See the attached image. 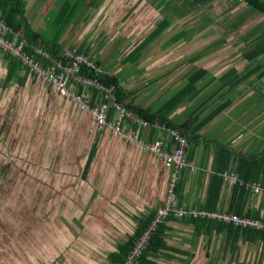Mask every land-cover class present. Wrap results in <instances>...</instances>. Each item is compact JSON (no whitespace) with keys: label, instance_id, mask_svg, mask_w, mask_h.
<instances>
[{"label":"rangeland","instance_id":"1","mask_svg":"<svg viewBox=\"0 0 264 264\" xmlns=\"http://www.w3.org/2000/svg\"><path fill=\"white\" fill-rule=\"evenodd\" d=\"M227 4L222 0L198 4H192L191 0H98L86 21L82 17L86 12L76 13V25L71 29L73 37H62L59 43L63 53L71 47L76 53L78 49L90 48L91 58H97L109 76L117 75L125 92L133 94L140 105L155 109L185 84L195 65L207 68L216 76L229 67L240 72L249 69V63L241 55L250 44L251 39L246 36L253 32L250 29L255 24L264 22V16L248 19V12L243 10L226 12L223 7ZM83 5L87 10L88 4ZM164 16L170 19V24L151 37L138 53L137 46ZM236 16L242 17L239 25L236 20L241 18ZM58 26L46 24L41 30L54 35ZM182 29L187 34L171 41ZM48 32L42 33L45 39L52 38ZM197 52L207 54L191 63L189 57ZM255 77L249 76L228 94L222 89L209 96L217 82L201 91L198 96L203 107L212 108L231 95L237 98L227 106L229 112L220 123L213 125L209 120L203 125V138L231 134L225 142L235 154L249 144L256 151L250 156L264 154V142L253 137L255 133L264 135V76L260 81ZM2 82L0 264H105L107 252L133 226H128L129 220L119 213V201L115 210L110 208L116 199L98 193L103 190L99 185L100 190L92 193L81 177L85 152L80 149L74 132L79 125L77 111L43 87H38L36 93L27 91L26 86L6 91ZM208 112H202L200 119ZM256 127L258 130L251 132ZM108 209L117 218L113 220ZM76 216L77 221L70 220ZM68 226L77 230L72 237ZM104 226L110 233H105ZM214 245L211 254L217 251L219 242ZM224 256L235 259L227 263L222 258L214 264H255L258 260L264 264V244L245 242L236 254L227 252ZM205 261L197 259L195 264Z\"/></svg>","mask_w":264,"mask_h":264},{"label":"crops","instance_id":"2","mask_svg":"<svg viewBox=\"0 0 264 264\" xmlns=\"http://www.w3.org/2000/svg\"><path fill=\"white\" fill-rule=\"evenodd\" d=\"M22 1L24 4L23 15L25 16L26 21L29 23L33 31H36L37 33L41 34L46 31L48 32V30L41 29L46 27L47 18L51 15L53 10L55 9L56 4L59 3V0ZM222 1L228 3L227 6L223 7V9H226V12H232L233 9H238L239 11L244 10L245 3L243 0ZM238 12L236 14H238ZM47 15L49 16L47 17ZM0 22L3 21L0 19ZM73 32L74 31L72 30H65L63 38H69L70 36L73 37ZM13 34L18 40H23L24 42H26V38L24 37L21 30L16 32L14 31ZM28 47H30V45ZM28 47L26 49L27 52ZM88 49V51H90V48ZM29 53L31 54L32 52ZM6 54L7 53L0 49V70L4 69V76L0 80L1 82L3 81L2 83H4V80L7 75L8 64L11 61V58ZM86 58L90 59L94 64L95 59H97H92L91 56H86ZM97 66L103 71L102 73L93 72V74H91L90 76L84 74L83 72L79 74L82 77H86L90 80H93L94 82L96 81L99 85H105V81L103 79H99H101L100 75L103 74L109 76L107 74L108 72L99 64ZM213 76L218 77L220 75L216 76L215 74H213ZM24 81L25 82H21L18 78V75H16L15 73L13 79L11 80V83L8 86H3L5 88L4 90L9 91V88L13 89L26 86L25 88L27 91L35 90L34 92L36 93V89L38 87H43L44 89L50 90L51 93H56L58 96H60V98H62L63 101H66L69 105L74 106L75 110L77 111V122L79 123V125L74 128V132H77L80 149H84L85 152L83 167L89 154L90 147L95 144V150L91 156L88 169L86 172L83 173L82 167L81 177L86 180L88 188L91 189L92 193H94L95 190H100L99 188H97V186L99 185L100 187H103V190H100V192L98 193L110 194V196H112L111 199H116L115 203L110 208L113 207L115 210L119 201L120 208H117L121 210L119 213L123 218H127V220H129L127 222L128 226H133V230L125 232L127 233V235H125V238L119 241L118 243L125 241L128 236L134 231L139 218L146 217L150 214H154V218L158 208L164 206L168 202L173 204L174 206L184 207L186 209L233 213L227 211L228 202L232 194V185H229L224 180L220 187L219 198L217 201V209L206 210L197 208V206L203 204L206 196L209 178L213 173V158L216 147L218 145L226 146L228 142L225 141L233 135H214L212 139H209L211 136L209 135L205 139L203 138L204 130L202 128L201 130H199L200 136L197 138V140L193 139V141H188L187 139L184 158L186 161L191 162L195 166V170H180L177 174L178 179L175 182L172 192H168L169 182L171 179V171L173 168L166 167L160 158L144 150H141L133 142L127 141L121 138L120 136L114 135L109 129L91 130L89 128V122L91 118L90 114L80 108V106L71 97L61 96L50 83L44 81L41 78L34 79L32 75L29 74H27L26 79ZM105 86L109 87V90L111 89L110 93H112V96H114L112 91L113 84ZM105 86H103V88L99 91L96 89V85H92L89 87L90 93L88 94V98L91 107L97 106L101 103H107L109 105V109L112 108L109 104L111 99L105 97ZM73 87L74 86L71 85V90L73 89ZM90 88L96 89L98 93L94 96L93 94H91ZM73 91L75 94H80L81 88H74ZM97 96H103L105 100H101ZM112 98L114 100H118L115 96ZM130 98L132 97L128 95L126 100H123V102L129 103ZM199 98L200 96L193 99L194 101L192 100L187 103L180 104V106L176 107L168 115V121L171 122L173 125H178L182 123L188 115H190L192 112H195L196 110V114H198V116H201L202 112H205V108L203 109V107L199 108L196 106L199 103ZM232 100L233 101L230 104H233L234 101H237V98H234L233 96ZM118 101L123 103L120 100ZM133 104L138 105L139 108L150 107V105H140V103L136 102L135 100ZM126 108L128 114L126 116H123L120 121L122 130L128 132L136 130L139 133L140 139L146 142H153L155 140L162 139L166 142L169 151L175 148L176 141L170 136V129H177L176 127L164 126L163 124H160L158 122L150 123L143 117L136 114L134 110L129 109L127 106ZM151 109L154 110V108ZM228 112V107H226L219 114H217L211 120L213 125L220 123L219 121H221ZM111 118H115L116 120L118 119L115 110L112 111ZM256 130H258L257 127L252 128L251 132H256ZM181 134H183L187 138V134L185 135L182 132ZM217 137L222 138L219 139ZM253 137H258L262 140V142H264V135L260 136L258 133H255ZM233 140L234 138H232L231 141ZM261 145L263 146V143H261L260 146ZM242 152L246 155L256 153L254 147L250 146V144L248 146L245 145V147L242 149L240 148V152H238V154H242ZM232 171L235 172L234 170ZM244 205V209L246 210H262L264 207V194L262 193V195H259L256 193L249 192L247 198L245 199ZM108 210L110 214L113 213L112 210ZM90 211H92V208L90 209ZM111 216L113 220L117 218L113 214H111ZM78 219L79 218H77L76 216L75 219L70 220L77 221ZM188 220L189 218H178L175 216H169L165 220L159 222H163V226L165 227L164 240L166 245L168 246V249L162 250L160 254L152 257L154 258L156 264H195L197 259L206 260L204 264H214L215 260L221 261L223 260L222 258H224L223 261H226L227 263L228 261L233 260L234 257L229 259L228 257L224 256V254L227 252H229L230 254H236L237 251L240 250V246L243 243L240 239L238 240V250L234 253H231L230 242L227 241V234L225 231L217 230L215 226L213 228L211 227V229H208L206 225H203L206 222H199L198 224H195ZM213 222L215 224H220L216 221ZM122 224L123 223H121L120 225ZM78 225L79 223H76V226ZM94 226L101 227L102 225L94 224ZM104 228L106 234L110 233L105 226ZM76 232L77 230H72L69 227V233L71 237L72 235H75ZM215 242H219V245L217 247V251L214 254H211V251L214 250ZM116 246L113 250H109L107 254L110 251H114L116 249ZM203 249L204 252L202 254ZM209 259H211L210 262H207ZM161 260L163 262H160ZM105 264H107V262Z\"/></svg>","mask_w":264,"mask_h":264},{"label":"trees","instance_id":"3","mask_svg":"<svg viewBox=\"0 0 264 264\" xmlns=\"http://www.w3.org/2000/svg\"><path fill=\"white\" fill-rule=\"evenodd\" d=\"M203 1L208 0H191V3L198 4L199 2ZM243 1L245 3L243 11L248 12V19H252L253 17H256L258 15L264 16V0ZM86 3L88 4L87 10L83 5ZM97 3L98 0H96L95 2L94 0H59V3L56 4L55 9L46 21V24H49L50 26L59 25L56 30L57 32L55 31L53 33L54 35H51L50 32H48L50 36H52L51 39H45L41 33L33 31V29L30 27L29 23L26 21L25 16L23 15L24 4L22 0H0V19L12 29L11 33L7 34L8 37H13L12 33L14 31H22L24 37L26 38V42H23L24 49L26 50L30 45V47H28V52L33 51V46H39L42 49L47 50L53 57H59L64 56L59 40L64 36L65 30H71L75 27L76 23L74 22V18L76 13L81 14L83 12H86L82 16L83 21H86V16L89 15L90 10L94 8ZM236 18H241L236 20V25H239L243 22L242 17L236 16ZM169 24L170 19L164 16L158 22L152 33L149 34L148 37L137 46L136 50L138 49V53L139 50L145 47L146 43L151 37L159 34ZM250 30H253V32L249 33L246 36L247 39H251L250 44L245 50H243L241 54L242 57L249 63V69L244 72H240L237 68L235 69V67H229L226 71H224L223 74L215 77L207 68L195 65L192 71L187 75L185 84L176 92H174L169 98L159 104L154 110H152L150 107L139 108L138 105L133 104L135 100L133 94H130L132 97L130 98V102L124 103L123 100H126L129 93L125 92V90L121 87L120 79L117 77V75L107 76L106 74H103L100 75L101 79L99 80L103 79L105 81L104 84L107 86L113 84L112 91L116 99L122 101L129 109L134 110L136 114L143 117L145 120L149 121L150 123L158 122L160 124H163L164 126H174L185 135L187 134L186 136L188 141H193V139L197 140V138L200 136L199 130L203 127L204 124H206L209 120H212V118H214L217 114H219L222 110L229 106V104L233 101V95L226 97L223 101L219 102L212 108L207 106L203 107V102L201 104L199 102L196 105L197 107H203V109L205 108V111H209L207 115L201 119L200 116L196 114V110L195 112H192L190 115H188L182 123L173 125L168 121V115L176 107L180 106L182 102H184L185 100H187L188 102L192 101L201 93V91H203V89L216 82L217 86L212 91V93L209 94L210 97H213L222 89H226L225 94H228L230 92V89L236 87L239 84L242 85L241 83L252 75H256V79L260 81V77L264 76V22L255 24ZM250 30L249 32H251ZM186 34L187 32L182 29L171 37V41H176ZM224 42L222 41V43ZM73 48L74 47H71V49L69 48V50H72L74 53H76ZM88 50V47H85L84 49H78L77 51L83 56L86 55L90 57ZM206 54L207 52H197L189 57V60L191 63H194L196 60L204 57ZM6 55L11 58V61L8 64L7 75L4 80L3 86H8L11 83V80L13 79L15 73L16 75H18V78L21 82H25L24 80L26 79L27 74L32 75L34 79L40 78L36 73L31 71L29 67H27L25 64H22L19 58L14 56L11 57L10 54ZM35 57L37 58V56ZM35 57L33 58L36 59ZM259 59L261 60L259 61ZM98 64H101L100 61L95 60V65L97 66ZM82 72L88 76L93 74V71L86 67H82L80 69V73ZM199 81H202L201 84L199 83ZM250 88L252 89L253 85ZM250 88L248 91H251ZM90 89L91 94H93L94 96L99 91V89L97 88L96 89L98 91L94 88ZM97 97H99L101 100H105L103 96ZM112 111V108L108 109V118H111ZM94 150L95 144H93L89 149V154L83 167V173L88 169L90 159ZM226 169L234 170L238 174L239 178L245 182H259L261 184L260 187L263 189L260 194H264V154H261L257 157L240 153L236 155L231 151L229 147L218 145L214 153L213 173L209 178L206 196L203 204L197 206L198 209H217L220 187L223 182V179L219 173ZM249 192L251 191L244 188L242 185H232V194L228 202L227 211L264 220V207L262 210L258 209L255 211L244 209L245 199L247 198ZM153 215L154 214H150L146 217L138 219L134 231L128 236V238L125 241L118 243L116 249L114 251H110L107 254V264H118L124 259L127 252L132 247L134 239L149 225L150 221L153 218ZM188 221L195 224H198L199 222H206L203 225H206L208 229H211V227L213 228L215 226L217 230L225 231L227 234V241L230 242L231 253H234L238 250L239 239L243 243H255L257 241H260L264 244V231L248 228H237L221 223L215 224L212 220L208 219L189 218ZM164 229L165 227L163 226V222L157 225L150 236L146 248L143 250L136 264H156L154 258L152 257L160 254L162 250L168 249V246L166 245L164 240ZM255 264H260L259 260L256 261Z\"/></svg>","mask_w":264,"mask_h":264},{"label":"built area","instance_id":"4","mask_svg":"<svg viewBox=\"0 0 264 264\" xmlns=\"http://www.w3.org/2000/svg\"><path fill=\"white\" fill-rule=\"evenodd\" d=\"M11 28L0 22V49L11 56L20 59L22 64H25L31 71L36 73L41 79L53 85L55 90L63 97H71L83 110L90 114L91 130L109 129L114 135L133 142L140 148L150 154L160 158L166 167L173 168L171 171V179L169 182V191L175 185L178 179L180 170L189 169L195 170V166L185 160L184 153L187 144V138L181 134L177 129H170V136L176 141V146L171 151L168 150L166 142L162 139L153 142H146L141 140L139 133L136 130L124 131L121 128L120 121L123 116L128 114L126 106L114 100L109 87H106V98H110V106L117 113V120L115 118H108L109 105L101 103L97 106L91 107L89 104V87L96 85L97 89H102L103 85H99L96 81L82 77L80 69L86 67L95 73H102L98 66H96L90 59L82 54L74 53L72 50L66 49L64 56L53 57L50 53L39 46L32 47L30 54L24 49L23 40H18L12 33L13 37H8L11 33ZM37 56V58L35 57ZM35 57L36 59H34ZM46 63V64H45ZM48 65V66H47ZM71 85L74 88H81L80 94H75ZM113 110V111H114ZM223 180L229 185L239 184L248 189L252 193L262 192L259 182H245L241 180L238 175L232 170H225L220 173ZM168 216H175L178 218H196V219H211L221 224L229 225L237 228H248L254 230L264 231V220L260 218L248 217L238 215L236 213L215 212V211H198L195 209H186L184 207L174 206L171 203H166L156 211L154 218L149 225L134 239L132 247L127 252L124 259L118 264H136L143 250L146 248L150 236L158 223Z\"/></svg>","mask_w":264,"mask_h":264}]
</instances>
